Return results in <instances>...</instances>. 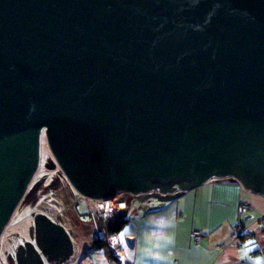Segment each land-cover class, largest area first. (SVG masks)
Here are the masks:
<instances>
[{"label": "water", "instance_id": "95a60500", "mask_svg": "<svg viewBox=\"0 0 264 264\" xmlns=\"http://www.w3.org/2000/svg\"><path fill=\"white\" fill-rule=\"evenodd\" d=\"M88 200L229 179L264 197V0H0V244L42 140ZM18 264H64L45 213Z\"/></svg>", "mask_w": 264, "mask_h": 264}, {"label": "crops", "instance_id": "0c3cea01", "mask_svg": "<svg viewBox=\"0 0 264 264\" xmlns=\"http://www.w3.org/2000/svg\"><path fill=\"white\" fill-rule=\"evenodd\" d=\"M154 196L155 199L143 197L129 203L128 209L121 213L126 214L128 223L130 217L147 216L171 206L176 208L175 255L171 264H264L263 196L229 179H214L195 189L177 192L171 198H162L156 193ZM244 203L247 207L242 209ZM78 220L75 225L80 227L79 232L71 231L75 234L74 242L80 245L75 246L73 256L64 264H125L116 241L110 244L111 250L95 247L94 228L87 224L90 219ZM240 224L244 225L245 232H250L244 239L235 233ZM195 231L201 233L198 240L194 238ZM135 244L136 241L128 240L129 247Z\"/></svg>", "mask_w": 264, "mask_h": 264}, {"label": "rangeland", "instance_id": "374dc122", "mask_svg": "<svg viewBox=\"0 0 264 264\" xmlns=\"http://www.w3.org/2000/svg\"><path fill=\"white\" fill-rule=\"evenodd\" d=\"M154 195L155 193L140 196L120 194V198L126 199L128 204L126 208L118 209L116 215L127 210L129 203H136L143 197L155 199ZM94 204V200L83 198L72 188L56 164L45 137H43L40 168L30 184L24 200L17 208L2 236L0 264H18L17 250L19 246L35 239L34 216L37 213H45L52 220L65 226L68 231L74 230L77 233L80 227L78 228L75 223L78 219V221H88L90 219L88 223L94 228L93 220L88 218L89 210L94 208ZM116 215L113 221L116 219ZM74 244L75 246L80 245L76 241ZM46 264L49 263L46 262Z\"/></svg>", "mask_w": 264, "mask_h": 264}, {"label": "clouds", "instance_id": "9594fccd", "mask_svg": "<svg viewBox=\"0 0 264 264\" xmlns=\"http://www.w3.org/2000/svg\"><path fill=\"white\" fill-rule=\"evenodd\" d=\"M176 222L174 206L147 216L130 217L129 222L110 240L120 245L125 264H171V258L175 255ZM128 240L136 241L135 246L129 247Z\"/></svg>", "mask_w": 264, "mask_h": 264}, {"label": "built area", "instance_id": "2783aa9c", "mask_svg": "<svg viewBox=\"0 0 264 264\" xmlns=\"http://www.w3.org/2000/svg\"><path fill=\"white\" fill-rule=\"evenodd\" d=\"M121 199V200H120ZM94 208L90 210L89 215L91 220L94 222V231L98 239L104 242H110L114 244L115 241L110 240V237L113 236L114 233L108 234L106 229L101 226V222L108 223L115 218L118 209H124L127 207V200L123 197L120 198V194L115 198L108 200H94ZM247 204L242 205V209H245ZM200 232V231H199ZM195 231L194 238L198 240L201 236V233Z\"/></svg>", "mask_w": 264, "mask_h": 264}, {"label": "trees", "instance_id": "16d2710c", "mask_svg": "<svg viewBox=\"0 0 264 264\" xmlns=\"http://www.w3.org/2000/svg\"><path fill=\"white\" fill-rule=\"evenodd\" d=\"M90 212V210H89ZM88 216L90 218V215L88 213ZM127 223V218H126V214H117L116 215V219L112 222H106L104 223V226L101 225L104 229L107 230V233L108 234H111V233H118L122 228L123 226ZM245 227L244 225L240 224L237 226L236 230H235V233H237V235L239 236L240 239H244L246 238L247 236L250 235V232H245L244 231ZM261 232H264V228L261 230ZM94 244H95V247L97 248H105V249H113V247H111V243L110 242H104L100 239H98V237L96 236L95 234V240H94Z\"/></svg>", "mask_w": 264, "mask_h": 264}, {"label": "flooded vegetation", "instance_id": "af4514ba", "mask_svg": "<svg viewBox=\"0 0 264 264\" xmlns=\"http://www.w3.org/2000/svg\"><path fill=\"white\" fill-rule=\"evenodd\" d=\"M87 224H88V226H89V223L87 222ZM87 226V227H88ZM71 233H72V231H71ZM73 234V237H75V234L74 233H72ZM46 264V263H45ZM49 264H52V263H49Z\"/></svg>", "mask_w": 264, "mask_h": 264}]
</instances>
